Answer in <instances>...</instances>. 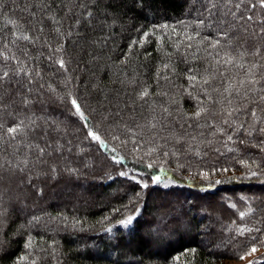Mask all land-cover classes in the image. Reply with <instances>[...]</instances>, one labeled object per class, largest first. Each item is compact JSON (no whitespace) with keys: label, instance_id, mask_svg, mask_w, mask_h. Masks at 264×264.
I'll return each instance as SVG.
<instances>
[{"label":"trees","instance_id":"16d2710c","mask_svg":"<svg viewBox=\"0 0 264 264\" xmlns=\"http://www.w3.org/2000/svg\"><path fill=\"white\" fill-rule=\"evenodd\" d=\"M236 2L0 0V264H220L264 244V7ZM62 107L58 135L100 155L95 198L24 200L10 179L48 167L33 125ZM183 194L221 209L175 200L183 221L166 207Z\"/></svg>","mask_w":264,"mask_h":264},{"label":"rangeland","instance_id":"374dc122","mask_svg":"<svg viewBox=\"0 0 264 264\" xmlns=\"http://www.w3.org/2000/svg\"><path fill=\"white\" fill-rule=\"evenodd\" d=\"M232 24L234 25V29L235 27L238 28V30H242L240 27L242 26V24L239 22H235L234 20H232ZM247 28L249 30H252L254 32H257V34L259 33V27L255 26V24H250L249 27L247 26ZM246 31V30H245ZM61 109H64L65 111L62 113V118H57V117H53V118H48L45 117L44 119H40L39 123L34 124L33 126L40 127L43 130V137L39 138V141H41L42 143L45 142V145H41V147L43 148V152L44 154H49L48 156V167L41 169L39 173L35 172V171H31L30 172H26L24 171L22 173L23 177L25 176V178H23V183H21V179L16 175L11 178L10 180L14 181V185L11 187L12 192L14 193H21L23 195V199H28L30 200L29 196L31 195V192L34 191V189L32 188L33 185H35L36 187V191H38V188L41 187L42 188V192L45 194L47 191V184L51 185L54 187L53 190L54 191H59L60 189H62V187L66 186V190L67 187L68 189L73 186V191L77 192L78 197H80V200L82 202L87 201L90 202V200H93L95 197L94 196H88V194L86 193V188L89 186V182L93 179H96L95 176L99 175L97 174L98 170V163H97V157H99L100 155L95 152V151H89L90 149L87 148V146L85 145L84 139L82 137V135L80 133H77L78 135H76V133H71L70 131L66 132L65 136L60 137L57 133V131L59 130H63L62 129V122L63 120H66L67 116H70V112L69 110H67L66 107H62ZM51 117V116H50ZM52 121V123H50ZM62 123V124H61ZM62 126V127H61ZM41 135V134H40ZM73 135V136H72ZM102 161H104V159L102 157H100ZM97 163V164H96ZM53 166L56 168V173H57V178H60L61 173H65L68 175H72L74 178H64L63 180H61V182L57 181V178H54L55 173L53 171ZM104 166V165H103ZM43 177H48L47 181L44 182L43 181ZM33 178V182L35 184H31L28 186V188H24L27 184V181ZM59 180V179H58ZM69 180V181H68ZM88 182V183H86ZM7 183V182H6ZM41 186H40V185ZM2 188V189H1ZM4 187H0V191L4 190ZM17 190V191H16ZM26 190V191H25ZM261 191V190H260ZM47 194V193H46ZM47 196H49V198H52V200H54L57 195L54 193H49ZM22 196L19 194L18 198L16 200H20ZM162 197H168L167 195H162L160 198ZM173 200L171 203L170 200ZM34 204H41L43 203V201L46 200V197L44 195V197L39 198V197H35L33 196L32 198ZM178 200L181 201L183 200V202H189L188 204L193 205V203L195 205H197V208L195 209V214L196 216H199L201 213L200 211H205L207 209L210 210V212H214L216 211V213L221 209V206L218 205L219 200H215L212 202V197H197L196 195L191 194L190 196L187 195H174V196H169V202L168 205L166 207H171V212H173V217H178L179 219H183L186 220V216L185 217H181L182 213L185 210H181L179 209V207H176L174 205V201ZM217 201V204H216ZM2 202V200L0 199V203ZM158 204H163L165 203V200L163 201H157ZM211 204V206H210ZM3 208V207H2ZM200 208V209H199ZM183 211V212H182ZM166 220H161V223L163 224V222ZM213 227V225H212ZM207 236L209 235V233L206 234ZM203 244H207V242H203ZM256 251L252 252V249H250L246 255L241 258V259H228V260H224L223 262H221L220 264H247L249 261H253L255 259H259L261 256H264V244H262L260 247H256Z\"/></svg>","mask_w":264,"mask_h":264},{"label":"snow or ice","instance_id":"6c2138e0","mask_svg":"<svg viewBox=\"0 0 264 264\" xmlns=\"http://www.w3.org/2000/svg\"><path fill=\"white\" fill-rule=\"evenodd\" d=\"M228 2H229V3H232L233 0H228ZM242 3H244V0H238V2L235 3V8H236L237 10H239V8H240V6H241ZM259 3H260V6H261V7H264V0H259ZM213 6H214V5H213ZM252 7H256V5L253 4ZM207 11H208V13H209L210 15L214 14V13L212 12V9H211V8L207 9ZM229 12H230V14L232 15L234 21L237 22V23H239L241 20H244V19H245L243 16H237L236 12L232 11L231 9H229ZM246 19L249 20V21H251V20L253 19V17H252V16H247ZM224 38H227V34H226V33L224 34ZM25 39H27V38L25 37ZM60 66H61L62 68L64 67V64H63L62 61H61ZM7 76H8V73L5 72L2 76H0V80L5 79ZM145 95H146V93H145ZM261 99L264 100V96H262ZM72 103H73L74 106H76V111L79 112L80 109H79V106L76 105V101L73 100ZM252 115H253V117H254V116H255V112H253ZM197 116H199V113H197ZM0 127H3V126L0 125ZM260 130H261V131H264V129H260ZM17 131H18V128H17V127H12V128H9V129H8V132H9L10 134H11V133H16ZM90 135H91V133H90ZM13 138H14V137H13ZM93 138H94V139H99L98 136H94ZM229 139H231V136L229 137ZM41 151H43V150H41ZM128 222H129V223L131 222V218H129V221H128ZM256 250H257L256 248H252V252H255ZM241 258H243V257H241Z\"/></svg>","mask_w":264,"mask_h":264}]
</instances>
